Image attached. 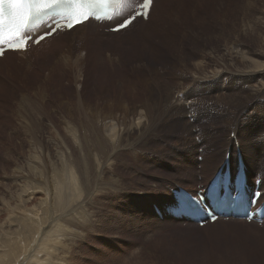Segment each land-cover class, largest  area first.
I'll return each instance as SVG.
<instances>
[{
	"label": "rangeland",
	"instance_id": "374dc122",
	"mask_svg": "<svg viewBox=\"0 0 264 264\" xmlns=\"http://www.w3.org/2000/svg\"><path fill=\"white\" fill-rule=\"evenodd\" d=\"M140 1L123 0L116 21L87 23L63 37L52 55L45 53L51 43L35 50L37 44L29 42L21 54L0 63V264H264V219L241 218L239 225L220 218L215 224H198L159 212L168 211L173 189L196 196L207 185L223 157L219 149L227 136H238L243 145V155L235 147L225 153L231 170L243 156L247 185L259 178L264 199V173H252L264 158V79L256 77L249 86L233 90L229 78L216 90L222 99L237 93L244 97L248 90L253 96L262 94L237 109L224 108L231 116L241 114L236 135L218 108L166 109L169 103L178 104L174 94L190 84L200 64L208 70L229 68L236 77L264 66V0H169L155 9L150 25L155 29L139 35L140 26L132 25L110 35V26L134 13ZM91 30L96 38L79 39ZM72 55L79 56L78 64ZM62 57L69 59L63 63ZM114 98L123 107L112 113L124 124H119L121 144L112 150L113 162L105 163L91 141L86 142L84 114L92 116L96 109L92 113L91 106ZM138 115L145 128L139 125L141 131L123 135ZM211 144L217 148L213 157L219 159L212 164L206 157L199 174L203 149ZM73 166L80 175L76 189L66 194L69 204L59 208L55 181L66 180V172L76 171ZM70 204L80 205L81 213L71 211Z\"/></svg>",
	"mask_w": 264,
	"mask_h": 264
},
{
	"label": "bare ground",
	"instance_id": "6f19581e",
	"mask_svg": "<svg viewBox=\"0 0 264 264\" xmlns=\"http://www.w3.org/2000/svg\"><path fill=\"white\" fill-rule=\"evenodd\" d=\"M124 1H127V0H124ZM169 0H152V3H151V7H150V9H149V12H148V14L147 15H139V16H137L128 26H127V28H130L132 25H139L140 27H139V29H138V31H136V33L137 34H141V35H144V34H146L147 32V30L151 27L150 25H152V24H154V22L152 21V19L153 18H155V11L157 10V7H159V5L161 4V3H164L165 2V4H168L167 2H168ZM138 5V7H136L135 8V10L133 11V12H138L139 10H141V7H140V5H141V2H138L135 6H137ZM156 9V10H155ZM122 12V11H121ZM123 13V12H122ZM129 16V15H128ZM119 17V16H118ZM118 17H112L111 18V20L110 21H112V22H114V21H116V19L118 18ZM125 18V17H124ZM123 19V18H122ZM144 21H146V22H144ZM96 23V24H98V23H103V22H105V20L104 21H95V20H93V19H88L87 21H85V22H83V23H81L80 25H76V26H74V27H72L71 29H69L68 31H64V32H61V31H56L54 34H52L51 36H49V37H46V38H44L43 40H41L37 45H36V47H35V50H38V49H40V48H43V46H45L46 44H49V43H51V47H50V49L47 51V52H45V53H47V54H49V55H52V54H54V53H52V50L55 48L56 50L58 49V47L61 45V44H58V43H60L61 41H63L64 40V38L63 37H66L68 34H70L71 32H73L74 33V31H76V30H79V29H83V26L84 25H86L87 23ZM107 22V21H106ZM109 22V21H108ZM111 22V23H112ZM116 24L114 23L113 25H111L110 27H113V26H115ZM126 28H124V29H122V30H119V31H117L116 33H114V32H111L110 33V35H114V34H120L121 33V31H123V30H125ZM153 29H155V27H153V28H150V30H153ZM94 30H91L89 33H85V34H83V35H80L79 36V39H83L85 36H87V35H90V36H92V37H94V38H96L95 36H98L95 32H93ZM61 34L63 35V36H61ZM86 41V40H85ZM80 42H81V40H80ZM86 45V44H85ZM73 46V45H72ZM78 46H81V45H77V47ZM178 46V45H177ZM76 47V46H75ZM84 47H86V46H84ZM66 48V47H65ZM68 48L69 47H67V50L66 51H68ZM71 48V47H70ZM81 48V50L83 49L82 47H80ZM218 48V47H217ZM75 49V48H74ZM77 49V48H76ZM65 50V49H64ZM81 50H79L80 51V53L82 52ZM84 50V49H83ZM61 51H63V49L61 50ZM64 52V51H63ZM178 52V51H177ZM21 54V51H5L4 52V54H3V56H1L0 57V63H3V61H4V59H7V58H11L12 56H16L17 54ZM43 53V52H42ZM57 53H59V52H57ZM56 53V54H57ZM79 53V52H78ZM55 54V55H56ZM60 54V53H59ZM45 55V54H44ZM64 55V53H62V55L61 56H63ZM66 55H67V53H66ZM65 55V56H66ZM69 55V54H68ZM73 55H74V53H73ZM73 55H72V57H73ZM76 55H77V53H76ZM74 56V57H77V56ZM78 55H80V54H78ZM24 56V55H23ZM57 56V55H56ZM81 56V55H80ZM58 57H60V55L58 56ZM73 57V58H74ZM79 57V56H78ZM77 57V58H78ZM13 58V57H12ZM55 59V58H54ZM57 59V58H56ZM61 60H62V62L64 63V62H66V60H68L69 58H64V57H62V58H60ZM59 59V60H60ZM82 59V58H81ZM45 60V59H44ZM75 60V59H74ZM73 60V61H74ZM77 60H79V58L78 59H76V64H78L77 62H79V61H77ZM218 60V59H217ZM70 61V60H69ZM215 61V60H214ZM223 61V60H222ZM54 63H55V61H53ZM57 62H59V61H57ZM54 63H53V66H54ZM60 63V62H59ZM73 63V62H72ZM75 63V62H74ZM214 63V62H213ZM213 63H211V64H213ZM219 63V62H218ZM221 63V62H220ZM56 64V63H55ZM69 64V63H68ZM67 64V65H68ZM76 64H74V65H76ZM215 64V63H214ZM223 64V63H222ZM243 64H245V63H243ZM242 64V65H243ZM63 65V64H62ZM66 65V64H65ZM84 65V64H83ZM201 65V64H200ZM200 65H198L196 68H195V78L194 79H192L191 81H189L190 82V84L186 87V88H184L183 90H181V91H179L178 92V90H177V92H176V94H174V95H176L175 96V98H174V101H176V102H178V104H176V103H174L173 105H172V103H169V104H167L166 105V109H168V110H170L171 112H174V111H177V110H182V111H187V112H189V111H192V110H194L195 108H202V107H207V108H218V109H220V110H222V112H225V116H226V118H227V123L226 124H228V125H226V127L228 128L229 126H230V128H231V131L234 133V135H236V133L239 131L238 130V128H239V124H240V122H239V119H240V115L241 114H239L237 117H234V116H231L232 115V113L231 114H229L228 112H226L225 110H224V108L226 109V108H235V109H237V108H239V107H242L243 105H245L246 103H248V102H250V100H255V99H258V97L260 96V95H262V94H259V95H255V96H253V92L252 91H250V90H248L247 92H245V93H243L244 94V97H241V95H237V94H228L227 96H228V98H223V99H226L227 100V103L226 104H224V103H222V101L221 100H223L222 98H221V95H216V90L218 89V87L222 84V83H225V84H227V80L229 79V78H231L233 81H234V84H233V90H236L237 88H239L240 86H249L248 85V82L250 81V80H253V79H255L256 77H259V78H261V79H264V66H261L260 68H259V66H260V64H259V66H258V68L257 69H255V70H253L252 72H239V73H245L243 76H233L234 74H230V69L228 68V70L229 71H219V70H216V67H215V69H213V70H208V69H206V68H204L205 66H200ZM217 66H218V64H216ZM221 65V64H220ZM57 66V65H56ZM58 66H61V64L60 65H58ZM58 66H57V68H58ZM78 66H80V65H78ZM215 66V65H214ZM244 66V65H243ZM10 67V66H9ZM55 67V66H54ZM68 67H69V65H68ZM95 67V66H94ZM6 68V67H5ZM4 68V69H5ZM64 68V67H63ZM75 68V67H74ZM80 68V67H79ZM222 68V67H221ZM224 68V67H223ZM53 69V68H52ZM60 69V68H59ZM226 69V68H225ZM3 70V68H2V64H0V71H2ZM54 70V69H53ZM52 70V71H53ZM57 70V69H56ZM55 70V71H56ZM61 70V69H60ZM64 70H66V68L64 69ZM68 70V69H67ZM107 70V69H106ZM4 71V70H3ZM6 71V70H5ZM58 71V70H57ZM80 71V70H79ZM239 71H241V70H239ZM249 71H251V70H249ZM257 71H258V74H257ZM54 72V71H53ZM95 72V71H94ZM102 72V71H101ZM55 73V72H54ZM60 73V72H59ZM77 73V72H76ZM97 73V72H96ZM100 73V72H99ZM246 73H249V74H247L246 75ZM11 74V73H10ZM80 74V73H79ZM256 74L258 75V76H256ZM62 75V74H61ZM99 75V74H98ZM97 75V76H98ZM101 75V74H100ZM178 75V74H177ZM81 76V75H80ZM96 76V77H97ZM53 77H55V76H53ZM59 76H57V78H58ZM64 77V76H63ZM75 77V76H74ZM76 77H77V75H76ZM99 77V76H98ZM100 77H102V76H100ZM104 77H106V76H104L103 75V77L102 78H104ZM60 78H62V76L60 77ZM65 78V77H64ZM73 78V77H72ZM71 78V79H72ZM80 78V77H79ZM101 78V79H102ZM106 78H108V77H106ZM110 78V77H109ZM55 79V78H54ZM63 79V78H62ZM76 79V78H75ZM100 79V80H101ZM187 79V78H186ZM58 80V79H57ZM77 80H78V78H77ZM45 81V80H44ZM56 81V80H55ZM60 81V80H59ZM58 81V82H59ZM111 81V80H110ZM155 81H156V79H155ZM75 82H76V80H75ZM93 82V81H92ZM156 83V82H155ZM182 83V82H181ZM88 84V83H87ZM175 84V83H174ZM178 84H179V82H178ZM261 85V84H260ZM2 86V85H1ZM183 86V85H182ZM179 87H181V86H179ZM178 87V88H179ZM260 87V86H259ZM165 88V87H164ZM222 89V88H221ZM224 89V88H223ZM158 90V89H157ZM260 90V89H259ZM157 92V91H156ZM255 92H257V91H255ZM262 92H264V90H262ZM163 93V92H162ZM234 93V92H233ZM255 94V93H254ZM29 96V95H28ZM159 96V95H158ZM253 96V97H252ZM147 97V96H146ZM145 97V98H146ZM144 98V99H145ZM151 98V97H150ZM153 99V98H152ZM146 101V100H145ZM173 101V102H174ZM200 101V102H199ZM78 102V101H77ZM112 102V103H111ZM187 102V103H186ZM80 104V103H79ZM95 104V103H94ZM96 105H98V106H96ZM113 105L115 106V108L113 107ZM146 105V104H145ZM172 105V106H171ZM226 105H227V107H226ZM127 106V105H126ZM97 107H99L98 109H97ZM122 108L123 106H120V104H119V101L117 100V98H114L113 100H109L108 101V99H106V102L104 103V104H98V103H96L94 106H91L90 108H91V110H92V113H93V111L96 109V111L93 113V115L92 116H90V113L88 112V113H85L84 114V123H83V127H84V131H85V133H87L86 135H88V133H89V137H88V140L86 141V142H88V141H91V143H92V146L94 147V148H96V149H94V150H97L98 151V153L96 152V155H100L98 158H101V160H103L105 163H110L111 161H112V150L113 149H115L114 147L115 146H118L119 144H121L120 143V136H121V134L119 133V128H121L120 126H119V124H124V123H120L121 122V120H120V122L118 121V119H117V117L116 118H114V113H112L113 112V110L112 109H117V108ZM169 107H171V108H169ZM246 107V106H245ZM102 108H107L106 110H103L102 111ZM147 108V107H146ZM248 108H250V107H248ZM83 110V109H82ZM123 110L124 111H126V109L125 108H123ZM145 110V109H144ZM150 110V109H149ZM152 110V109H151ZM140 111V110H139ZM142 111V110H141ZM140 111V115H141V112ZM146 111V110H145ZM153 111V110H152ZM151 111V112H152ZM144 112V111H143ZM154 112V111H153ZM152 112V113H153ZM20 113V112H19ZM137 113V112H136ZM139 113V112H138ZM148 113V112H147ZM146 114V113H145ZM154 114V113H153ZM165 114V113H164ZM242 114H243V110H242ZM245 114V113H244ZM140 115H138V117H136V119H137V121L135 122V121H133V123L131 122V124H133V125H131L130 127H132V128H130V127H126L125 129H126V131L124 132V133H122L121 131V133L123 134V135H128L129 133L131 134V133H133V132H135L136 130H140V128H139V125L142 127V124H141V122H140V117L142 116H140ZM148 115V114H147ZM150 115V114H149ZM222 115V114H221ZM145 115H144V113H143V116L142 117H144ZM228 116V117H227ZM78 117H80L79 115H78ZM110 117V118H109ZM151 117V116H150ZM152 117H153V115H152ZM168 117V116H167ZM147 118V117H146ZM123 120H124V117L122 118ZM134 119V118H133ZM154 120V119H153ZM226 120V119H225ZM127 121V120H126ZM142 121V120H141ZM144 121H146V119L144 120ZM148 121H149V117H148ZM152 121V120H151ZM160 121H161V119H160ZM222 121V120H221ZM224 121V120H223ZM222 123V122H221ZM130 124V123H129ZM145 124V123H144ZM148 124V123H147ZM154 124V123H153ZM223 124V123H222ZM146 125V124H145ZM149 125H150V123H149ZM158 125V124H157ZM127 126H128V124H127ZM154 126V125H153ZM123 127V126H122ZM144 127V126H143ZM142 127V128H143ZM149 127V126H148ZM139 128V129H138ZM142 128H141V130H142ZM145 128V127H144ZM203 128V127H202ZM81 129V128H80ZM124 129V130H125ZM150 129V128H149ZM140 130V131H141ZM145 130V129H144ZM146 131H147V128H146ZM188 131L190 132V134H191V132H193V129H191V130H189L188 129ZM187 131V132H188ZM237 131V132H236ZM77 133H78V131H76ZM137 132V131H136ZM195 132H199V131H195ZM71 133V132H70ZM141 133V132H140ZM144 133V132H143ZM205 133V132H204ZM129 134V135H130ZM135 134V133H134ZM264 134V133H263ZM69 135V134H68ZM71 135V134H70ZM75 133H74V135H73V137H75ZM80 135H82V134H80ZM79 135V136H80ZM176 135V134H175ZM72 136V135H71ZM83 136V135H82ZM132 136V135H131ZM85 137H87V136H85ZM145 137V136H144ZM72 138V137H71ZM70 138V139H71ZM78 138V137H77ZM122 138V137H121ZM125 138V137H124ZM73 139V138H72ZM76 139V138H75ZM83 139V138H82ZM69 140V139H68ZM79 140V139H78ZM86 140V139H85ZM124 140V139H123ZM128 140V139H127ZM75 141H77V140H75ZM126 141V140H125ZM130 141V140H129ZM136 141V140H135ZM225 143H224V145L223 146H221V148L219 149L220 150V152H222L223 153V157L220 159V162L219 163H217L218 165H217V167L219 168L220 167V164H221V162H223L224 161V158H225V153H227V150L229 149V151L232 149V147H235V148H237L238 150H239V152L241 153V155H243L242 154V148H243V145L241 144V141H240V139L238 138V136H235V138L234 139H231L230 137H226L224 140H223ZM73 143H74V141H72ZM122 142V141H121ZM131 142V141H130ZM129 142V143H130ZM128 143V142H127ZM144 143V142H143ZM72 144V143H71ZM75 144H79V142L77 143H75ZM83 144V143H82ZM207 144V143H206ZM257 144V143H256ZM73 146V145H72ZM76 146H78V147H80L79 145H76ZM87 146V145H86ZM134 146V145H133ZM214 144H211V146L210 147H208V146H205L204 147V149H203V155H204V157H202V159H201V163H202V165L200 166V168H201V171H199V174H201V173H203L204 172V164H205V162H206V157H207V160L210 162V163H212V164H214L219 158L218 157H213L214 156V154L217 152V148H215L214 149ZM75 147V146H74ZM154 147V146H153ZM182 147V146H181ZM211 148L209 151H208V148ZM125 148V147H124ZM123 148V149H124ZM156 148V147H155ZM75 149H77V148H75ZM117 149V148H116ZM115 149V150H116ZM122 149V150H123ZM129 149V148H128ZM128 149H126V151L128 150ZM152 149V148H151ZM91 150H93V149H91ZM121 150V151H122ZM157 150V149H156ZM155 150V151H156ZM74 151V150H73ZM208 151V152H207ZM81 152V151H80ZM79 152V153H80ZM129 152V151H128ZM138 152V151H137ZM148 152V151H147ZM150 152V151H149ZM86 153V152H85ZM89 153H90V151H89ZM89 153H88V155H89ZM94 153V152H93ZM159 153V152H158ZM76 154H77V150H76ZM117 154H119V152L117 153ZM154 154V153H153ZM83 155H85V154H83ZM91 155V154H90ZM94 155V154H93ZM96 155L94 156L95 157V159L96 160H98V158H96ZM121 155H122V153H121ZM129 155H131V154H129ZM144 156H146V154H143ZM220 155V154H219ZM73 156V155H72ZM133 156V155H132ZM60 157V156H59ZM63 157V156H62ZM115 157V156H114ZM135 157V156H134ZM70 158V157H69ZM75 158V157H74ZM90 158H92V157H89V159ZM118 160L120 159V156H117L116 157ZM115 158V159H116ZM242 158L243 159H241L242 160V163H243V166H244V169L246 168V164H245V162H244V157L242 156ZM73 159V158H72ZM86 159H88V158H86ZM61 160V159H60ZM71 160V159H70ZM69 160V161H70ZM75 160H77V159H75ZM83 160H85V159H83ZM91 160H93V159H91ZM114 160V159H113ZM72 161V160H71ZM79 161V160H78ZM95 161V160H94ZM94 161H93V163H94ZM120 161H122L121 159H120ZM73 162V161H72ZM86 162H87V160H86ZM113 162V161H112ZM258 164H257V166H256V168L253 170V174H261V173H264L263 171H264V158L263 159H261V158H259L258 159ZM50 163V162H49ZM228 163H229V165H230V162H229V159H228ZM74 164V163H73ZM72 164V165H73ZM88 164V163H87ZM69 165V164H68ZM74 165H76V163L74 164ZM82 165H83V163H82ZM49 166V165H48ZM59 166V165H58ZM64 166V165H63ZM62 166V167H63ZM90 166H94V165H90ZM198 166V165H197ZM60 167V166H59ZM81 167V166H80ZM84 167V166H83ZM83 167L81 168V169H83ZM87 167V166H86ZM117 167H118V165H117ZM121 167V166H120ZM199 167V166H198ZM216 167V169H215V171L212 173V175L210 176V178L213 176V174L216 172V170L218 169ZM55 168H56V166H55ZM73 168H75L74 166H73ZM85 168V167H84ZM122 168H124V167H122ZM59 169V168H58ZM60 169H61V167H60ZM76 169V171L74 172V171H68V172H66V174H65V177H66V180H64V179H58L57 178V180L55 181V191H54V196H55V200H56V206H59V208L60 207H62V208H64V207H66L68 204H69V198H65L66 197V194L67 193H71V194H74V193H72V191L73 190H75L76 188H75V183L77 182V175H79V171H78V169L77 168H75ZM81 169H79V170H81ZM93 169H94V167H93ZM92 169V170H93ZM104 169H106V168H104ZM115 169V168H114ZM121 169V168H120ZM55 170V169H54ZM65 170H67V169H65ZM65 170H64V172H65ZM85 170H87L86 168H85ZM89 170V169H88ZM90 170H91V168H90ZM107 170V169H106ZM113 170V169H112ZM111 170V171H112ZM116 170V169H115ZM102 171V170H101ZM100 171V172H101ZM108 171H109V169H108ZM228 171L229 172H231V168H230V166H229V169H228ZM59 172H60V170H59ZM62 172V171H61ZM80 172H82L83 174H84V170H81ZM87 172V171H86ZM85 172V173H86ZM91 172V171H90ZM94 172V171H93ZM132 172V171H131ZM77 173V174H76ZM95 173V172H94ZM115 173V172H114ZM117 173H118V171H117ZM116 173V174H117ZM134 173H136V172H134ZM92 174V173H91ZM96 174V173H95ZM94 174V175H95ZM98 174V173H97ZM101 174H102V172H101ZM107 174H108V172H107ZM109 174H112V173H109ZM119 174V173H118ZM123 174H124V172H123ZM93 175V174H92ZM91 175V176H92ZM93 175V176H94ZM106 175V174H105ZM58 176H59V173H58ZM80 176V175H79ZM86 176V175H85ZM88 176V175H87ZM97 176V175H96ZM106 176H108V175H106ZM110 176V175H109ZM112 176V175H111ZM95 177V176H94ZM98 177V176H97ZM118 177V176H117ZM120 178H121V176H119ZM123 177V176H122ZM91 178V177H90ZM89 178V179H90ZM100 178H101V176H100ZM209 178V179H210ZM80 179H82V178H80ZM91 179H94L93 177L91 178ZM102 179V178H101ZM104 179H105V176H104ZM104 179H102V180H104ZM117 179V178H116ZM84 180H86V179H83V181ZM99 180V179H98ZM80 181V180H79ZM231 181H232V178H231ZM85 182H87V183H89L90 181L88 180V181H85ZM97 182V181H96ZM116 182V181H115ZM80 183V182H79ZM81 183H83L84 184V182H81ZM99 183V182H98ZM118 183V182H117ZM92 185V184H91ZM94 185V184H93ZM96 185V184H95ZM89 186H90V184H89ZM96 186H98V185H96ZM79 187V186H78ZM84 187V186H83ZM92 187V186H91ZM94 187V186H93ZM82 188V187H81ZM89 189V188H88ZM81 190V189H80ZM83 190V189H82ZM85 190V189H84ZM91 190H93V188L91 189ZM53 193V192H52ZM96 193V192H95ZM108 193V192H107ZM232 194H235V193H232ZM88 195H90V194H88ZM261 196H262V194L259 196V198H258V200L260 201V199H261ZM77 197H79V195H77ZM226 204H231V202H230V200H228V199H224L223 200ZM62 202V203H61ZM63 202H65V204H63ZM74 203V201H71V203ZM61 203V204H60ZM63 204V205H62ZM54 205V204H53ZM70 205H72V204H70ZM76 205V204H75ZM80 205H82V203L80 204ZM80 205H76V206H74L73 207V205H72V207H71V211H76L77 210V212L79 213V211H80V208H79V206ZM172 205H175V200H173V202L171 203V205H169V207L170 206H172ZM55 208V207H54ZM57 208V207H56ZM74 208V209H73ZM160 212V214L163 216V215H169V214H171L170 212H169V210L167 211L166 209H165V211L164 212H162V211H159ZM77 213V214H78ZM80 213H81V211H80ZM169 213V214H168ZM63 215H65V214H62V215H60L61 217H63ZM66 216V215H65ZM69 216V215H68ZM61 217H59V218H61ZM73 217V216H72ZM55 218V217H54ZM64 218V217H63ZM71 218V217H70ZM172 218V217H171ZM181 218H183V217H181ZM64 219H66V217L64 218ZM77 219V218H76ZM187 219V218H186ZM231 219H237V220H231ZM78 221V220H77ZM229 221H233L234 223H236V224H239V225H241V217L240 216H235V217H230V220ZM55 222V221H54ZM56 222H58V221H56ZM64 222H68V221H64ZM63 222V223H64ZM215 222H217V221H215ZM215 222H213V224H215ZM71 223V222H70ZM79 223H81V222H79ZM74 224V223H73ZM209 224V223H208ZM63 225V224H62ZM67 225V224H66ZM230 226V225H229ZM231 226H233L232 228H234V227H238L239 228V226L238 225H231ZM70 227V226H69ZM224 227H226V226H224ZM241 227V226H240ZM246 227V226H245ZM227 228H228V226H227ZM244 228V227H243ZM242 228V229H243ZM251 228V227H250ZM253 228V227H252ZM247 229V228H246ZM249 229V228H248ZM254 229V228H253ZM47 230V229H46ZM73 230V229H72ZM229 230H230V228H229ZM237 230V229H236ZM244 230V229H243ZM53 231H54V229H53ZM224 231H226V230H224ZM232 231H234V230H232ZM63 232V231H62ZM72 232H74V231H72ZM227 232V231H226ZM256 232V231H255ZM53 233V232H52ZM54 233H55V231H54ZM76 233V232H75ZM262 233L264 234V230H262ZM68 234V233H67ZM74 234V233H73ZM77 234V233H76ZM235 235H236V233H235ZM246 235V234H245ZM44 236V235H43ZM63 236H64V234H63ZM228 236H230V235H228ZM238 236H240V235H238ZM68 237V236H67ZM22 238V237H21ZM186 239V238H185ZM189 239V238H188ZM65 240V239H64ZM41 242V241H40ZM60 243V242H59ZM58 243V244H59ZM62 245V244H61ZM60 245V246H61ZM63 246V245H62ZM31 250V249H30ZM2 252V251H1ZM0 252V253H1ZM40 252V251H39ZM36 253V252H35ZM34 253V254H35ZM37 254V253H36ZM36 254H35V256H36ZM34 256V257H35ZM57 256V255H56ZM3 257V256H2ZM24 258H26V257H24ZM30 259H32V258H30ZM1 261V260H0ZM26 261V260H25ZM27 261H28V259H27ZM32 261H34V260H32ZM35 262V261H34ZM29 263H31V261L29 262ZM28 264V263H27ZM32 264V263H31Z\"/></svg>",
	"mask_w": 264,
	"mask_h": 264
},
{
	"label": "snow or ice",
	"instance_id": "6c2138e0",
	"mask_svg": "<svg viewBox=\"0 0 264 264\" xmlns=\"http://www.w3.org/2000/svg\"><path fill=\"white\" fill-rule=\"evenodd\" d=\"M152 3V0H149V3L148 4H145L144 6L145 7H149V5ZM143 14V13H142ZM80 20L79 19H76V21L74 22V23H77V22H79ZM74 23H72V25L74 24ZM129 23H130V21H129ZM71 25V26H72ZM126 25H121V27H125ZM118 30V29H117ZM43 38V37H42ZM17 48H19V47H17Z\"/></svg>",
	"mask_w": 264,
	"mask_h": 264
}]
</instances>
